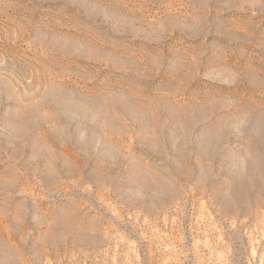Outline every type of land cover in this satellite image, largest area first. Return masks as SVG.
Segmentation results:
<instances>
[{
  "label": "rangeland",
  "instance_id": "obj_1",
  "mask_svg": "<svg viewBox=\"0 0 264 264\" xmlns=\"http://www.w3.org/2000/svg\"><path fill=\"white\" fill-rule=\"evenodd\" d=\"M0 264H264V0H0Z\"/></svg>",
  "mask_w": 264,
  "mask_h": 264
}]
</instances>
